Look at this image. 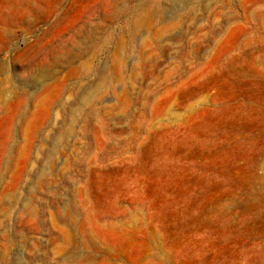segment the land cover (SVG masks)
<instances>
[{"label":"rangeland","instance_id":"rangeland-1","mask_svg":"<svg viewBox=\"0 0 264 264\" xmlns=\"http://www.w3.org/2000/svg\"><path fill=\"white\" fill-rule=\"evenodd\" d=\"M0 264H264V0H0Z\"/></svg>","mask_w":264,"mask_h":264}]
</instances>
